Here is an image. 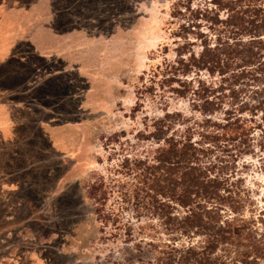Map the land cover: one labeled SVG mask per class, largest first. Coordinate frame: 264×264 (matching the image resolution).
<instances>
[{
  "label": "rangeland",
  "instance_id": "rangeland-1",
  "mask_svg": "<svg viewBox=\"0 0 264 264\" xmlns=\"http://www.w3.org/2000/svg\"><path fill=\"white\" fill-rule=\"evenodd\" d=\"M177 1L0 0L8 41L50 47L16 43L17 59L0 63V264H150L170 239L187 244L135 207L120 168L154 150L141 135L165 110L188 115L154 76L174 59ZM19 23L28 28L11 33ZM245 180L257 214L264 174Z\"/></svg>",
  "mask_w": 264,
  "mask_h": 264
},
{
  "label": "trees",
  "instance_id": "trees-1",
  "mask_svg": "<svg viewBox=\"0 0 264 264\" xmlns=\"http://www.w3.org/2000/svg\"><path fill=\"white\" fill-rule=\"evenodd\" d=\"M195 2L173 5L174 59L154 69L161 87L187 102L188 115L165 110L153 120L140 140L156 147L149 156L125 155L124 185L165 234L188 239L180 246L170 239L150 264H258L264 210L255 214L245 179L248 169L264 174V0ZM103 186L93 183L89 196L105 197Z\"/></svg>",
  "mask_w": 264,
  "mask_h": 264
},
{
  "label": "crops",
  "instance_id": "crops-1",
  "mask_svg": "<svg viewBox=\"0 0 264 264\" xmlns=\"http://www.w3.org/2000/svg\"><path fill=\"white\" fill-rule=\"evenodd\" d=\"M8 32H4L2 35H0V62L7 60L13 53V49H14V43H12L11 41H7V37L4 36L5 34H7ZM30 38V37H29ZM19 41L22 42H26L28 44H33V46H35V50L40 51V50H45L46 48H50L47 47L49 45V42L44 41V42H40L37 40V42L32 41L31 38L30 39H19ZM16 42V40H15ZM48 43V44H47ZM47 44V46H46ZM6 116L0 118V128H3L4 130L6 128L5 127V123H6Z\"/></svg>",
  "mask_w": 264,
  "mask_h": 264
}]
</instances>
